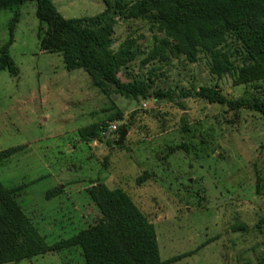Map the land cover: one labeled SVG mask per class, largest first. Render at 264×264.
<instances>
[{
    "label": "rangeland",
    "instance_id": "1",
    "mask_svg": "<svg viewBox=\"0 0 264 264\" xmlns=\"http://www.w3.org/2000/svg\"><path fill=\"white\" fill-rule=\"evenodd\" d=\"M50 1L64 19L92 18L106 8L102 0ZM19 14L9 48L18 74L0 70V151L18 150L0 162V182L21 187L14 199L46 243L100 221L87 191L103 184L124 191L154 225L162 261L184 256L172 264H264L261 115L197 95L206 88L227 101H264V77L241 82L234 72L217 78L202 54L195 62L170 56L141 66L154 37L163 36L147 21L117 13L111 50L132 39L139 52L118 79L141 78L150 94L170 98L105 97L84 71L67 72L60 54L40 50L37 33L47 27H39L34 2ZM11 18L0 11V47ZM93 126L95 138L79 134ZM18 264L85 263L73 247Z\"/></svg>",
    "mask_w": 264,
    "mask_h": 264
},
{
    "label": "trees",
    "instance_id": "2",
    "mask_svg": "<svg viewBox=\"0 0 264 264\" xmlns=\"http://www.w3.org/2000/svg\"><path fill=\"white\" fill-rule=\"evenodd\" d=\"M102 1L106 8L100 15L64 19L50 0H0V11L12 13L8 40L0 47V70L17 76L18 69L9 48L19 22V8L34 2L39 27H47L45 33H37L40 50L60 54L67 72L84 71L93 87L105 97L117 94L133 100L170 98L163 93L150 94L141 78L126 83L118 79L120 70L137 59L139 52L132 39L124 41L115 52L111 50L117 13L123 18L147 21L156 34L163 36L154 37V46L141 60V66L170 56H183L195 62L202 54L208 58L210 72L217 78L234 72L241 82L264 77V0ZM197 95L210 103L257 112L264 125V101H227L218 90L206 88ZM97 133L95 126L79 131L87 139L95 138ZM17 150L0 151V162ZM19 190L21 187L6 188L0 182V264H18L73 247L80 248L85 264H172L184 257L162 261L154 225L124 191L109 189L103 184L87 191L101 215L100 221L70 238L48 245L17 205L14 197ZM56 191H49L47 198L55 196Z\"/></svg>",
    "mask_w": 264,
    "mask_h": 264
}]
</instances>
